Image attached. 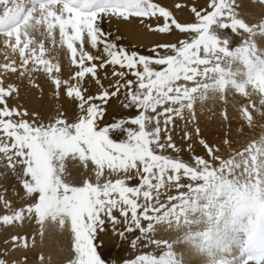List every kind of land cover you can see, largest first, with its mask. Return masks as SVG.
Listing matches in <instances>:
<instances>
[{"label":"snow or ice","instance_id":"obj_1","mask_svg":"<svg viewBox=\"0 0 264 264\" xmlns=\"http://www.w3.org/2000/svg\"><path fill=\"white\" fill-rule=\"evenodd\" d=\"M235 2L209 0V11L192 9L196 23H179L167 8L153 0H65L66 6L70 5L67 10L75 11V17L68 19L66 29L62 28V35L66 31L65 47L71 64L79 70L71 77L76 81L74 84L62 81L58 76L51 78L57 89L62 84L67 85L66 94L78 102L79 114L74 122H68L61 116L48 124L35 120L30 122L26 118L29 115L26 111L10 107L7 103L16 88L11 84L5 87L0 81V132L3 134L0 136V153L6 157L8 167L22 185L25 196L34 198L33 202L11 214L0 216V221L11 225L34 218L42 227L48 220L58 222L61 228L70 230L75 258L69 264H106L97 249L102 246V234L106 233L108 225L116 230L121 224L115 214L118 212L119 217H123L125 231L131 233L138 229L141 233L140 237L132 240L133 246L144 240L147 242L145 246L153 245L160 250L159 256L154 253L141 254L124 261V264H178L172 243L154 237L157 226L176 214L177 207L181 212L185 208L183 204L173 205L170 212L164 211L166 206L159 205V190L165 179L178 184L182 178L195 181L198 175L195 168L178 157L162 154L166 149H175L168 125L173 123L174 116L182 118L181 108H165L164 104L178 103L181 89H173L172 85L202 74L199 66L208 65L212 59L219 61L222 56L239 58L247 66L249 77L254 72H264V48L256 41L257 35L264 36V20L258 25L247 23L237 16ZM260 3L264 4V0H260ZM114 17H120L125 22L133 17H163V25L158 26L160 33L170 32L174 25L181 33L195 35L191 41L182 40L179 46L159 44L152 48L154 55L139 54L119 46V38L111 39V33L103 29L104 21L110 22ZM223 29H231L232 33L241 35L240 45L230 47L229 39L222 38L219 32ZM86 45L95 53L87 50ZM158 49L166 51L161 54ZM169 49L173 54H167ZM153 65L162 67L156 70ZM106 66L113 67L111 75L118 78L115 79L114 91L105 88L98 75V71L106 69ZM116 66L121 70L117 71ZM55 70L60 71L59 65ZM124 70L131 72L135 80L121 83L127 75ZM48 72L51 76V66ZM204 72L222 73V69L217 64L216 67L205 68ZM86 76H90L98 86L97 95H86V90L82 89L80 81ZM216 83L221 86L226 83L223 73ZM232 83L235 85L236 82ZM121 89H127L125 107L134 106L138 114L128 120L103 124L106 115L104 105L110 97H117ZM173 91L178 95H171ZM182 96L188 98L189 90L184 89ZM32 115L36 116L35 113ZM126 124L137 127H125ZM195 131L199 136V128ZM117 132H123L125 138L119 141L113 139L112 134ZM184 138L190 139L191 134L185 132ZM201 142L209 151L211 146L206 141ZM69 157H78L80 161L90 160L94 165L91 173L95 176V182L85 179L82 186H74L68 180L65 168V161ZM194 161L197 165L204 163L203 157L194 156ZM136 177H139V184L129 186L128 181ZM199 178L208 182L201 188L192 189L194 192L207 193L209 189L231 187L229 182H218L212 173H200ZM188 187L192 188L191 183ZM4 205L7 207L8 201H4ZM245 210L246 201L238 199L231 209L233 231L245 229L241 221ZM142 219L148 222L147 226L142 225ZM119 235L123 237L124 232ZM12 239L22 241L23 246L27 247L23 237L13 236ZM250 260L264 264V255H258L249 246L242 251L239 261L248 264ZM0 264L6 262L0 259ZM42 264L46 262L42 261Z\"/></svg>","mask_w":264,"mask_h":264},{"label":"rangeland","instance_id":"obj_2","mask_svg":"<svg viewBox=\"0 0 264 264\" xmlns=\"http://www.w3.org/2000/svg\"><path fill=\"white\" fill-rule=\"evenodd\" d=\"M36 1L32 2L31 0L32 4L28 2L30 3L28 5L25 4L27 0H0V28H8L16 21L21 22L13 28L14 30L7 29L6 33L0 34L2 35L0 37V81L5 87L11 84L16 88V91L7 99V103L10 107H16L22 112L26 111L29 114L26 118L30 122L35 120L37 123L48 124L58 116L66 118L68 122H74V118H77L79 114L78 102L67 96V85L62 84L57 89L52 83L51 77L58 76L62 81L67 80L69 84L76 83L71 77L79 69L71 64L65 47L66 31L62 35V28L66 29V22L70 17H75V11L67 10L70 5L66 6L65 0H54L51 7L43 6V9L35 7L38 5ZM153 2L167 8L179 23L197 22L195 13L192 11L193 8L203 11L210 10L207 7L209 0H153ZM177 5L180 7L178 8ZM235 11L239 18L252 25H258L261 20H264V4H261L260 0H236ZM27 20L39 28L38 35L36 32L34 33V30L29 29L28 25L22 26ZM163 22V17H159V19L157 17H133L129 22L123 21L120 17H114L110 22L105 20L102 27L106 32L111 33V39L119 38L117 40L119 46L144 55H154L152 48L159 44L179 46L182 40L191 41L192 36L195 35V33H181L175 29L174 25L171 26L170 32L160 33L158 26H162ZM219 32L222 38L229 39L232 48L239 46L242 42L243 37L232 33L231 29H223ZM256 41L261 48H264V36L257 35ZM58 46H64L61 48L63 52ZM86 47L87 50L95 53V50L90 46L86 45ZM58 51L61 52L55 54ZM158 51L164 54L166 50L158 49ZM167 54L173 53L169 49ZM35 57L38 59L34 62L32 60ZM217 64L222 69L223 79L226 81L222 86L216 83L221 77V72H204L205 68L216 67ZM57 65L60 68L59 72L55 70ZM50 66L53 68L51 76L48 72ZM153 67L159 70L162 66L153 65ZM116 70L121 69L116 66ZM112 71L113 67L106 66V69L98 71V75L105 88L114 91L115 79L118 78L112 77ZM124 71L127 72V75L124 80H121V83H124L125 80H135L131 72ZM199 71L202 74L196 75L193 79L179 80L172 85L173 89L177 87L181 89V100L174 104L166 102L164 107L181 108L182 118L174 116L173 123L168 125L171 129L170 134L175 149L169 148L162 152L164 155L178 157L195 168L198 178L195 181L182 178L178 184L165 179L163 187L159 190V205H165L164 211L170 212L173 205L183 204L185 211L181 212V209L177 207L176 214L170 215L163 224L157 226L154 238L172 243L178 264L187 262L182 256L184 249L196 247L201 240V243L208 247L207 255L211 260H215L214 264H219L220 261L222 264H230L229 262L243 264L239 261L242 253L241 248L251 246L258 255H264V195L263 191L261 193L258 188H249L246 192L245 184L238 185V178L231 171L234 153H228V150L224 148L226 143L221 141L225 139V133L232 128L231 121L234 119L233 116H229L227 111V99L237 97L234 100L237 101L234 105L240 106H238L239 109L235 115L240 114L243 121H252L253 119L247 117V114H250L249 104H252L257 97L258 104H264V72L257 71L249 77L247 66L239 58L223 56L219 61L212 59L208 65H200ZM232 81L236 82L235 85ZM80 85L82 89L86 90V95L95 96L98 94V86L94 81H91L90 76H86L83 81H80ZM184 89L189 90L188 98L182 96ZM192 89L195 91H191ZM126 91L127 89H121L117 97H110L108 103L104 105L106 115L103 118V124L115 123L122 119L128 120L129 117L138 114L134 106L125 107ZM251 93H254L253 97ZM171 95L175 96L178 93L173 91ZM94 102L102 103L101 101ZM33 113L36 116H33ZM240 123L239 132L243 127V122ZM161 126H164L163 117H161ZM125 127L135 128L137 126L126 124ZM196 128H199V136L196 134ZM185 132L191 134L190 139L184 138ZM2 135L0 132V136ZM163 137L164 133H162V139ZM112 138L119 141L125 138V134L117 132L112 134ZM202 140L211 146L209 151H206ZM157 151L161 150L157 149ZM222 152L225 153V157H222L224 156ZM194 156L203 157L204 163L197 165ZM65 168L67 178L74 186H82L85 179L95 182V176L91 173L94 165L90 160L80 161L78 157H69L65 161ZM200 173H212L218 182H229L231 187L224 190L209 189L207 193L194 192L192 189L201 188L208 182L199 178ZM189 183L192 185L191 189L188 187ZM128 184L137 186L139 177L128 181ZM0 197L3 198L0 200V216L11 214L16 209L33 202L34 199L25 196L22 185L13 170L8 167V161L3 153H0ZM238 199L246 201L245 215L241 218L246 227L244 230L233 231L234 226L230 223L231 209ZM4 201H8L7 207H5ZM184 201L187 203L184 204ZM261 211L263 214L258 219L259 227H255L257 226H254L257 214ZM115 214L121 220V224L117 226L116 230H113L110 224L108 225L106 233L102 234V246L97 249L106 264H124V261L134 259L141 254L160 255V250H156L155 246H145L147 242L144 240L138 241L137 245L133 246L132 240L140 237L141 233L138 229H134L131 233L125 231L123 217H119L118 212ZM141 222L142 225L147 226V221L142 219ZM235 227H239V225ZM65 229L67 240L59 246L63 258L51 261L48 253L36 247L35 242L41 233V225L34 218L14 222L11 225H5L0 221V259L4 260L6 264H42V261L46 264H69V261L75 258V254L71 246L70 230ZM122 231L124 232L123 237L119 235ZM197 234L199 237H196ZM201 235L203 237L207 235L206 239ZM13 236L23 237L27 242V247H24L20 240L13 241ZM242 241L244 244H241ZM240 246L242 247L240 248ZM237 250L240 251L238 257L225 261V258ZM198 251L199 247L196 253ZM209 251H211L210 254ZM249 263L256 264V261L250 260Z\"/></svg>","mask_w":264,"mask_h":264},{"label":"bare ground","instance_id":"obj_3","mask_svg":"<svg viewBox=\"0 0 264 264\" xmlns=\"http://www.w3.org/2000/svg\"><path fill=\"white\" fill-rule=\"evenodd\" d=\"M28 2L31 3V0H27V2L25 4L29 5L30 3H28ZM32 2H34V0H32ZM51 4L52 3H47L46 5H41V6L40 5H35V7H37L38 9H43L44 8L43 6H47L49 8V6L51 7ZM47 7H45V8H47ZM27 25H28V28L29 29L31 28L32 30H34V33L36 32L37 35L40 33L39 28L35 27L36 25L34 26L28 20L25 21L22 26L24 27V26H27ZM18 28H20V27H18ZM26 31H29V30H26ZM13 32H15V31H13ZM1 36L2 35H0V37ZM58 48L61 49V48H64V46H58ZM61 51L63 52V49H61ZM61 51H58L55 54H58ZM63 57H64V55H63ZM37 59L38 58L35 57V58H33L32 61L35 62ZM30 61H31V59H30ZM43 73H45V72H43ZM251 95L253 97L254 93H251ZM236 98L237 97L231 98V99L230 98L227 99L228 100L227 101V107H228L227 111L230 114L229 116L230 117L233 116L235 120L233 119V121H231V123H232L231 126H232L233 129L231 128L225 133V135H226L224 137L225 139H223V141H221V142H225L226 143L224 145V148L228 150V153H230V152L234 153L233 154V159H232L233 160L232 161L233 162V166H232V170L231 171L238 178V181H237L238 185L245 184L244 185L245 188H246V189H244L245 191L247 189H249V188H254V189L258 188V189H260L261 193L263 191V195H264V104H258V101H259V100H257L258 97H257V99L255 98L256 100L254 102H252V104L247 103V104H249L248 111H250V114H247V117L249 116L250 119L251 120L253 119V120L252 121H250V120L249 121H247V120L243 121V119H241L242 117H241L240 114L239 115H235L237 109H239L238 106H240L238 104H237L238 106L234 105L235 102H237V101H234V100H236ZM237 100H239V99H237ZM29 101H32V100L29 99ZM234 106L236 107V109H235ZM237 114H238V112H237ZM241 121L243 122V127L241 129V132H239L240 131V124H241L240 122ZM249 141H253V142L250 143ZM216 144H217V142H216ZM219 145H218V148H219ZM222 154H223V152H222ZM225 156L226 155H224L222 157H225ZM234 175H233V177H234ZM237 178H236V180H237ZM241 186L243 187V185H241ZM250 222H252V221L250 220ZM196 237H199V235L196 236ZM205 237H203V238H205ZM66 240H67L66 229L65 228H61L58 225V222H52V221L48 220L43 225V227L41 226V233L37 236L35 244H36V247H39V248L43 249L44 252L48 253V255L50 256V260L51 261H54V260H56V259H58L60 257L63 258V253L60 251L59 246L63 245L66 242ZM201 242H202V240H201ZM201 242H199L196 247L194 246L193 248L184 249V252L182 253L184 261L186 260L189 264H214L215 260L214 259L211 260L208 257V255H207L208 247L205 246ZM206 244H208V243L206 242ZM213 244H214V242H213ZM216 246L218 247V245H216ZM198 247H199V251L196 253V250H198ZM241 247L242 246H240V248ZM210 252L211 251H209V254H210ZM239 254H240L239 250H237L235 252H232L227 258H225V261H229L232 258L235 259L236 257L239 256ZM67 257H68V255H67ZM220 263L222 264L221 261L219 262V264ZM229 263L232 264L231 262H229ZM240 264H242V263H240Z\"/></svg>","mask_w":264,"mask_h":264}]
</instances>
